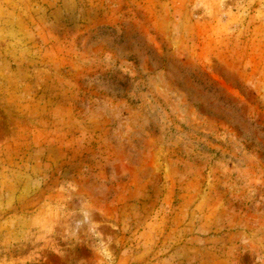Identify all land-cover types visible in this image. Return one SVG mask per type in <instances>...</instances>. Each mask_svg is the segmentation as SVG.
<instances>
[{"label": "rangeland", "instance_id": "obj_1", "mask_svg": "<svg viewBox=\"0 0 264 264\" xmlns=\"http://www.w3.org/2000/svg\"><path fill=\"white\" fill-rule=\"evenodd\" d=\"M0 264H264V0H0Z\"/></svg>", "mask_w": 264, "mask_h": 264}]
</instances>
